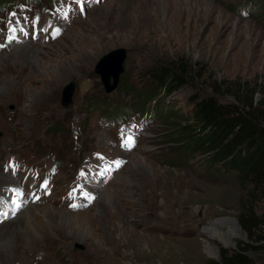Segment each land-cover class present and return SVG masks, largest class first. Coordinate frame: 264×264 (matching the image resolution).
Segmentation results:
<instances>
[{
	"label": "rangeland",
	"instance_id": "rangeland-1",
	"mask_svg": "<svg viewBox=\"0 0 264 264\" xmlns=\"http://www.w3.org/2000/svg\"><path fill=\"white\" fill-rule=\"evenodd\" d=\"M11 29L15 39L0 47L7 58L0 67V172L20 183L15 190L23 195L9 187L0 211L14 206L12 192L22 205L16 214L23 204L42 212L46 236L33 237L30 247L17 238L23 244L7 264H207L249 243L242 229L235 236L220 222H238L247 200L234 174L210 165L209 154L183 153L187 144L176 145L175 126L156 108L186 114L193 99L223 83L264 85L263 1L0 0V45ZM19 47L32 58H22ZM118 49L126 51L123 73L107 95L95 67ZM179 57L196 65L197 75L167 96L146 75ZM70 85L72 103L63 108ZM143 95L151 100L140 111ZM10 160L23 173L5 171ZM36 172L49 178L47 188ZM45 216L71 222L49 228ZM212 224L233 244L208 233ZM247 255L263 264L264 246Z\"/></svg>",
	"mask_w": 264,
	"mask_h": 264
},
{
	"label": "trees",
	"instance_id": "trees-1",
	"mask_svg": "<svg viewBox=\"0 0 264 264\" xmlns=\"http://www.w3.org/2000/svg\"><path fill=\"white\" fill-rule=\"evenodd\" d=\"M196 69V65L179 57L153 67L146 77L170 96L188 79L196 77ZM257 93L259 101L255 99ZM218 95L230 101L221 102ZM144 97L147 99L139 104L140 111L151 100L149 96ZM190 105L191 112L186 114H177L173 108L166 107H157L156 111L175 126L174 137L179 140L176 145L187 144L183 153L211 155L209 164H220L223 166L220 171L234 174L247 197L238 222L249 243L231 252L223 250L219 261L210 260L207 264H251L247 252L264 246V204L256 207L264 203V85L223 83L214 93L195 98ZM193 131L200 135L193 138Z\"/></svg>",
	"mask_w": 264,
	"mask_h": 264
},
{
	"label": "bare ground",
	"instance_id": "bare-ground-1",
	"mask_svg": "<svg viewBox=\"0 0 264 264\" xmlns=\"http://www.w3.org/2000/svg\"><path fill=\"white\" fill-rule=\"evenodd\" d=\"M18 48V47H17ZM20 50V55H22V58H26L27 60L31 57L29 50H25L24 48ZM31 49V48H30ZM15 50V49H14ZM23 53V54H21ZM26 55V56H25ZM34 54H32L33 56ZM25 56V57H24ZM36 57V56H35ZM32 58V57H31ZM6 57H0V67L4 66L6 63ZM101 70V69H100ZM112 71V70H111ZM31 78V77H30ZM25 80V79H24ZM47 79H39V82L44 83ZM20 183H17L16 180H14L11 176L5 175L0 172V199L5 197L6 192L8 191L9 187H13L14 189L19 187ZM33 206L23 204V208L16 214L15 218H7L0 223V264H7V258L8 255L18 248L19 245H22L23 243L26 245L32 246L33 243V237L37 238H45L46 234L42 232L44 230L45 226L42 224L41 216L43 214H36V212L32 209ZM53 209V208H52ZM14 208H10L9 210V216L14 211ZM57 210V209H56ZM40 212V211H38ZM59 213V212H58ZM88 215H82L81 219L84 221H87ZM47 227L51 228L54 226L55 223L58 222H64L66 224H70L71 220H63V218L57 219L56 217H44ZM80 219V218H78ZM80 221V220H79ZM221 224H225L228 226L230 232L232 235L238 236L241 232V228L235 219H226L220 221ZM77 223V222H76ZM79 223V222H78ZM86 223V222H85ZM79 228H81V224H77ZM10 228L9 231H6V229ZM81 233L84 234L85 238L92 236L93 234L91 231L88 230V228H81ZM215 233L216 237L221 240V242L225 245L233 244V239L230 235L226 234V232L221 231L217 229L216 224H212L210 228H208V233ZM92 234V235H91ZM83 236V235H82ZM93 237V236H92ZM21 238L23 243H18L16 239ZM80 239V238H79ZM81 240V239H80ZM36 241V240H35ZM16 246V247H15ZM34 246V245H33ZM20 247V246H19ZM1 248L3 250H1ZM207 251L209 254L217 255L218 251L215 249L210 243H207ZM13 257V255H12ZM21 261V260H20ZM9 264V263H8Z\"/></svg>",
	"mask_w": 264,
	"mask_h": 264
},
{
	"label": "water",
	"instance_id": "water-1",
	"mask_svg": "<svg viewBox=\"0 0 264 264\" xmlns=\"http://www.w3.org/2000/svg\"><path fill=\"white\" fill-rule=\"evenodd\" d=\"M125 57H126V51L122 49H118L105 55L99 61V63H97L95 67V73L101 78V81L104 85L105 94L112 93L117 87L119 77L123 73V62L125 60ZM111 79H112V85L109 84V81ZM72 94H73V85H70V87L65 88V90L63 91L62 99H61L62 107L68 108L71 105Z\"/></svg>",
	"mask_w": 264,
	"mask_h": 264
},
{
	"label": "snow or ice",
	"instance_id": "snow-or-ice-1",
	"mask_svg": "<svg viewBox=\"0 0 264 264\" xmlns=\"http://www.w3.org/2000/svg\"><path fill=\"white\" fill-rule=\"evenodd\" d=\"M81 11H83V9H81ZM11 31L14 32L15 29H11ZM56 32L58 33V32H59V29H57ZM12 39H15V37H14V36H10V37H9V40L11 41ZM3 46H4V45H0V47H3ZM122 135H123V133H122ZM125 143H126V146L131 147V146H132L131 137H129V138H128V141H126ZM122 146H124V145H122ZM116 165H117V167H119V166H120V162L117 161V162H116ZM10 167L13 168V171H15L14 166L11 165V164L5 166V171H7ZM47 185H48V181L45 180V182H44V184L42 185V187L47 188ZM13 191L16 192L17 195H21V196L23 195L22 192H18V191L15 190V189H14ZM37 199H38V197H37ZM90 199H91V198H90ZM12 204L14 205V209H15V210L11 213V215L14 216V215L16 214V211H18V210L22 207V205H21L20 202H18V201L15 200V199L12 200ZM72 207L75 208L76 205L73 204ZM7 218H9V213H7V212H3V211H0V222H2L4 219H7Z\"/></svg>",
	"mask_w": 264,
	"mask_h": 264
}]
</instances>
